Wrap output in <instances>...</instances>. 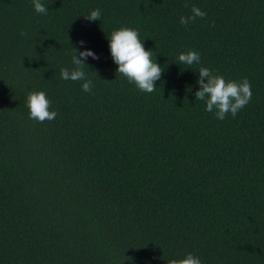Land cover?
I'll list each match as a JSON object with an SVG mask.
<instances>
[{
  "label": "trees",
  "instance_id": "1",
  "mask_svg": "<svg viewBox=\"0 0 264 264\" xmlns=\"http://www.w3.org/2000/svg\"><path fill=\"white\" fill-rule=\"evenodd\" d=\"M184 2L0 0V264H264V0H189L207 16L187 28ZM121 27L164 69L152 93L116 72ZM72 47L99 57L91 93L61 79ZM200 67L249 80L235 118L195 100ZM32 91L55 120L29 119Z\"/></svg>",
  "mask_w": 264,
  "mask_h": 264
},
{
  "label": "clouds",
  "instance_id": "2",
  "mask_svg": "<svg viewBox=\"0 0 264 264\" xmlns=\"http://www.w3.org/2000/svg\"><path fill=\"white\" fill-rule=\"evenodd\" d=\"M34 11L38 14L47 15L48 8L41 3V0H32ZM183 7L191 9V15L181 16L179 23L185 28L190 23H194L197 18L204 19L207 13L195 5H190L189 0H185ZM89 21L101 19L99 8L94 9L85 16ZM26 33L21 32V36ZM109 49L114 63L118 66L116 72L124 76L129 83L145 93L155 91V82L161 79L164 69L156 62H153L152 51L145 50L143 41L139 38V32L128 27H121L111 33ZM83 45V41L79 42ZM74 55L72 63L75 67L60 69L61 79L68 81H82L83 92L91 93L94 87L92 80L88 79L84 72V61L89 57L99 59L91 50L78 51L72 47ZM79 56V58H78ZM180 64L191 67L199 64L201 55L195 50L181 52L178 55ZM199 76L196 83L199 90L195 92V100L205 103V110L213 113L217 120L223 121L228 115L236 117L252 98L251 83L247 78L241 81H226L222 75L214 74L208 67L198 69ZM206 81V82H205ZM26 106L29 109V119L43 123L53 121L58 113L51 111V101L44 91H32L27 95ZM169 264H202L200 258L193 253H187L181 259H172Z\"/></svg>",
  "mask_w": 264,
  "mask_h": 264
}]
</instances>
